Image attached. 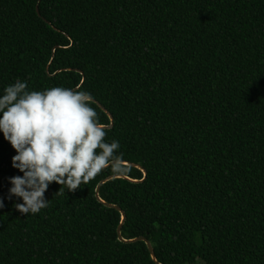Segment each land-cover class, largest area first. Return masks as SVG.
Returning <instances> with one entry per match:
<instances>
[{
  "label": "trees",
  "instance_id": "obj_1",
  "mask_svg": "<svg viewBox=\"0 0 264 264\" xmlns=\"http://www.w3.org/2000/svg\"><path fill=\"white\" fill-rule=\"evenodd\" d=\"M17 79L90 92L130 165L25 216L0 134V264H156L103 203L159 264H264V0H0Z\"/></svg>",
  "mask_w": 264,
  "mask_h": 264
},
{
  "label": "clouds",
  "instance_id": "obj_2",
  "mask_svg": "<svg viewBox=\"0 0 264 264\" xmlns=\"http://www.w3.org/2000/svg\"><path fill=\"white\" fill-rule=\"evenodd\" d=\"M93 104L87 90H29L28 82L20 79L0 91V134L15 151L11 166L22 173L8 178V198L21 201L15 208L22 215L48 206L44 194L52 182L65 195L105 169L117 176L128 172L119 140L106 139L108 125Z\"/></svg>",
  "mask_w": 264,
  "mask_h": 264
},
{
  "label": "water",
  "instance_id": "obj_3",
  "mask_svg": "<svg viewBox=\"0 0 264 264\" xmlns=\"http://www.w3.org/2000/svg\"><path fill=\"white\" fill-rule=\"evenodd\" d=\"M37 13H38V7H37ZM39 14V13H38ZM97 106H99V108L101 110H103L110 118V121H111V124L110 126H108V130L112 128L113 126V119L111 117V115L97 102H95ZM126 165H130V164H126ZM137 167V166H136ZM139 168V167H138ZM144 175H145V172L143 171ZM116 178H124V177H120V176H114V177H109L107 178L106 180L102 181L99 183L98 187L96 188V198L101 202L100 198H99V189L101 187V185H103L105 182L111 180V179H116ZM104 206L108 207V208H112V209H115L117 210L118 212H120L121 214V217H122V221L117 229V235H118V240L120 242H123V243H136V242H143L145 243L148 251L150 252V255H151V258L152 260L156 263V264H159L157 261H156V258H155V255H154V251H153V248L150 244V242L146 239V238H143V237H138V238H135V239H132V240H124L121 236V230H122V225L124 223V220H125V215H124V212L118 207V206H115V205H110V204H107V203H103Z\"/></svg>",
  "mask_w": 264,
  "mask_h": 264
},
{
  "label": "rangeland",
  "instance_id": "obj_4",
  "mask_svg": "<svg viewBox=\"0 0 264 264\" xmlns=\"http://www.w3.org/2000/svg\"><path fill=\"white\" fill-rule=\"evenodd\" d=\"M198 264H201V263H198Z\"/></svg>",
  "mask_w": 264,
  "mask_h": 264
}]
</instances>
